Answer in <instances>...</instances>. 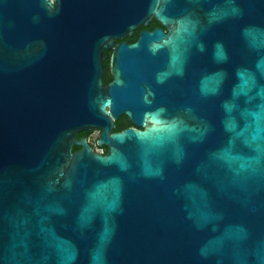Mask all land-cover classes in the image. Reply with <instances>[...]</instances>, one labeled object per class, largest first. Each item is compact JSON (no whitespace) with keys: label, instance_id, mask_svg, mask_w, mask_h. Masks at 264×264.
<instances>
[{"label":"water","instance_id":"95a60500","mask_svg":"<svg viewBox=\"0 0 264 264\" xmlns=\"http://www.w3.org/2000/svg\"><path fill=\"white\" fill-rule=\"evenodd\" d=\"M0 264H264V0H0Z\"/></svg>","mask_w":264,"mask_h":264},{"label":"flooded vegetation","instance_id":"af4514ba","mask_svg":"<svg viewBox=\"0 0 264 264\" xmlns=\"http://www.w3.org/2000/svg\"><path fill=\"white\" fill-rule=\"evenodd\" d=\"M161 28L164 32H166V29L160 26L154 19H151L149 26L146 28L148 31H152L155 28ZM141 30H144V27L139 28L135 31H133L131 36L125 37L121 41H116V43L112 46L111 49L105 50V56L106 59L104 60V77H103V82L104 80H107V82H104L105 84L109 83L111 81V75H110V70H109V59L112 53L113 48L115 45L118 43L124 42L131 44L135 42L141 32ZM111 120L113 123V127L111 129V133L113 132H121L130 128L137 129L136 126H134L128 117L125 114H121L118 116V118H114L111 116ZM100 134L101 130L99 129H89V130H83L81 132H76L75 134V139L80 140L84 139L87 143V145L91 148L92 152L98 153L100 155H104L108 152V146L105 144L99 145L98 141L100 139ZM82 148V146H78L74 143L71 145V152H77Z\"/></svg>","mask_w":264,"mask_h":264},{"label":"trees","instance_id":"16d2710c","mask_svg":"<svg viewBox=\"0 0 264 264\" xmlns=\"http://www.w3.org/2000/svg\"><path fill=\"white\" fill-rule=\"evenodd\" d=\"M104 82H107V80H104Z\"/></svg>","mask_w":264,"mask_h":264}]
</instances>
